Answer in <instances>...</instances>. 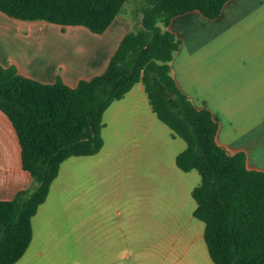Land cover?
I'll use <instances>...</instances> for the list:
<instances>
[{"label": "trees", "instance_id": "16d2710c", "mask_svg": "<svg viewBox=\"0 0 264 264\" xmlns=\"http://www.w3.org/2000/svg\"><path fill=\"white\" fill-rule=\"evenodd\" d=\"M129 0H0V11L21 20L81 25L102 33ZM228 0H142L141 26L120 40L106 69L75 86L60 77L41 82L0 63V110L16 132L28 187L0 199V264H14L33 236L32 218L47 198L61 163L103 146V114L138 82L152 111L186 146L175 156L196 170L192 215L214 264H264V171L249 168L243 151L229 153L216 139L211 110L197 107L176 83L171 60L181 39L169 29L178 15L197 10L214 19Z\"/></svg>", "mask_w": 264, "mask_h": 264}, {"label": "rangeland", "instance_id": "374dc122", "mask_svg": "<svg viewBox=\"0 0 264 264\" xmlns=\"http://www.w3.org/2000/svg\"><path fill=\"white\" fill-rule=\"evenodd\" d=\"M141 4L129 0L122 15L136 16ZM134 99L104 112L97 153L61 163L14 264H214L192 215L200 175L175 163L186 143Z\"/></svg>", "mask_w": 264, "mask_h": 264}, {"label": "crops", "instance_id": "0c3cea01", "mask_svg": "<svg viewBox=\"0 0 264 264\" xmlns=\"http://www.w3.org/2000/svg\"><path fill=\"white\" fill-rule=\"evenodd\" d=\"M142 16L120 13L102 33H94L81 25L21 20L0 11V63L41 82L60 77L75 86L106 69L122 37L141 26ZM169 29L181 39L171 60L179 88L197 107L211 110L219 125L217 142L227 152L243 151L249 168L264 171V0H228L214 19L193 10L175 16ZM134 86L107 109L134 95V105L145 101L155 115L143 84ZM31 180L21 165L13 125L0 110V199H11Z\"/></svg>", "mask_w": 264, "mask_h": 264}]
</instances>
